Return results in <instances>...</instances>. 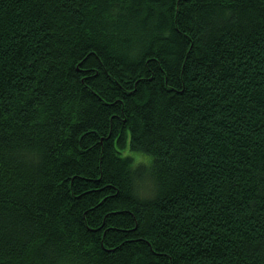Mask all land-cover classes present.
Returning a JSON list of instances; mask_svg holds the SVG:
<instances>
[{
  "label": "trees",
  "instance_id": "trees-1",
  "mask_svg": "<svg viewBox=\"0 0 264 264\" xmlns=\"http://www.w3.org/2000/svg\"><path fill=\"white\" fill-rule=\"evenodd\" d=\"M0 264H264V0H0Z\"/></svg>",
  "mask_w": 264,
  "mask_h": 264
},
{
  "label": "clouds",
  "instance_id": "clouds-1",
  "mask_svg": "<svg viewBox=\"0 0 264 264\" xmlns=\"http://www.w3.org/2000/svg\"><path fill=\"white\" fill-rule=\"evenodd\" d=\"M142 194H144L143 190H142ZM148 194H150V193H148Z\"/></svg>",
  "mask_w": 264,
  "mask_h": 264
}]
</instances>
